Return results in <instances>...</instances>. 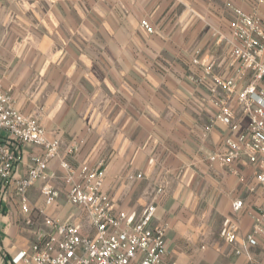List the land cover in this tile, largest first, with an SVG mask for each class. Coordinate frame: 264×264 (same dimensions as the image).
<instances>
[{
    "label": "crops",
    "instance_id": "1",
    "mask_svg": "<svg viewBox=\"0 0 264 264\" xmlns=\"http://www.w3.org/2000/svg\"><path fill=\"white\" fill-rule=\"evenodd\" d=\"M234 5L248 6L245 0H0L2 89L60 143V156L46 169L59 192L53 205H44L41 181L27 191L28 213L13 182L0 192V264L29 248L35 231L46 229L44 216L86 222L83 210L66 199L62 159L74 167L105 166L103 191L114 213L139 216L147 204L156 205L151 223L167 225L162 264H186L190 259L176 257L175 245L211 241L226 219L237 227L241 252L230 257L206 249L190 262L254 264L262 246L242 242L249 210L263 198L249 189L255 179L248 166H241L245 181L239 182L209 163L208 155L223 150L228 130L214 120L211 82L195 81L200 67L191 61L199 46L216 74L232 75L227 38ZM142 19L152 33L140 26ZM229 104L238 112L234 96ZM238 118L244 126L239 112ZM72 143L77 151L66 154ZM11 147L18 155L13 180L44 154L30 144ZM236 199L239 211L231 207Z\"/></svg>",
    "mask_w": 264,
    "mask_h": 264
},
{
    "label": "built area",
    "instance_id": "2",
    "mask_svg": "<svg viewBox=\"0 0 264 264\" xmlns=\"http://www.w3.org/2000/svg\"><path fill=\"white\" fill-rule=\"evenodd\" d=\"M244 6H231L232 18L228 21V64L232 75L222 77L214 72V62L201 47L192 51L191 61L200 67L197 83L211 82L208 101L214 107V120L227 127L222 151L207 156L210 164H217L239 182L245 181L241 166H248L263 198L261 204L249 210L250 229L244 234L242 246L264 248V0H245ZM140 26L152 33L153 27L146 19ZM235 97L239 115L245 120L242 126L238 112L229 104ZM210 125L205 131L210 130ZM14 143L41 147L43 156L33 159L25 175L12 177L17 153ZM78 143L65 148L73 154ZM58 139H49L37 117L22 113L11 95L0 84V192L11 182L24 213L30 211L27 191L41 181L40 194L45 206H51L59 196L58 190L48 182L46 174L50 159L60 156ZM64 174L60 175L67 187L66 199L85 213L86 222L60 220L44 216L46 229L38 228L28 249L19 250L11 264H162L167 255V225L151 221L156 211L154 203L147 204L139 216L134 213L113 212V204L103 191L105 166H72L60 160ZM234 211L242 208V201L231 203ZM31 224V219L26 220ZM238 230L225 220L220 230L224 242L236 254L242 250L237 245ZM170 264H177L171 262Z\"/></svg>",
    "mask_w": 264,
    "mask_h": 264
},
{
    "label": "rangeland",
    "instance_id": "3",
    "mask_svg": "<svg viewBox=\"0 0 264 264\" xmlns=\"http://www.w3.org/2000/svg\"><path fill=\"white\" fill-rule=\"evenodd\" d=\"M250 175H253L252 172L250 173ZM213 231L214 232H212L209 238L211 241H207V239H205L202 242H197V243L187 242V243L175 245V248H174L175 251L173 252L174 255L176 257H179V256L181 257V255L183 254L186 255L185 257L187 259L188 258L190 259L188 262H186V264H192L190 262L191 259L196 258V257H201L202 253L206 249L212 250L215 254L216 253L218 254L226 253L230 257L235 256L236 253L234 252L233 248L229 245H226L222 237L218 235L217 228H215ZM253 256H252V260L254 259V262H253L254 264H264V248L262 247L257 248ZM202 261L200 260V263H202Z\"/></svg>",
    "mask_w": 264,
    "mask_h": 264
},
{
    "label": "trees",
    "instance_id": "4",
    "mask_svg": "<svg viewBox=\"0 0 264 264\" xmlns=\"http://www.w3.org/2000/svg\"><path fill=\"white\" fill-rule=\"evenodd\" d=\"M5 264H7V263H5Z\"/></svg>",
    "mask_w": 264,
    "mask_h": 264
}]
</instances>
